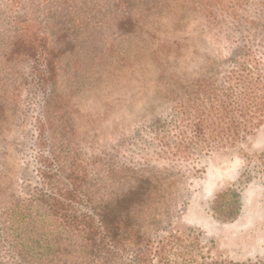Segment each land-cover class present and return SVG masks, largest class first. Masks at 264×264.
I'll use <instances>...</instances> for the list:
<instances>
[{
    "label": "trees",
    "instance_id": "1",
    "mask_svg": "<svg viewBox=\"0 0 264 264\" xmlns=\"http://www.w3.org/2000/svg\"><path fill=\"white\" fill-rule=\"evenodd\" d=\"M225 1L204 9L232 52L227 62L184 85L163 119L115 143L76 148L66 125L69 96L113 62L112 40L160 13L166 0H0V122L16 110L22 83L44 117L36 139L49 136L32 189L0 174V264H159L160 252L174 254L176 231L157 233L160 225L149 229L148 220L170 222L178 208L161 194L179 170H192L177 162L188 152L182 148L232 144L264 119V0H231L227 8ZM171 145L170 164L153 159ZM242 173L249 181L252 174ZM240 179L212 201L225 219L237 215Z\"/></svg>",
    "mask_w": 264,
    "mask_h": 264
},
{
    "label": "rangeland",
    "instance_id": "2",
    "mask_svg": "<svg viewBox=\"0 0 264 264\" xmlns=\"http://www.w3.org/2000/svg\"><path fill=\"white\" fill-rule=\"evenodd\" d=\"M201 1L203 7L189 0H166L160 13L140 17L133 31L112 40L113 62L76 87L67 100L66 125L76 148L115 143L139 126L163 119L184 85L228 59L232 52L221 40L220 26L204 9L209 0ZM225 2V7L232 3ZM19 87L16 110H8L0 122V174L30 190L38 183L37 152L45 148L49 136L47 132L36 139L35 126L44 120L38 97L29 95L24 84ZM212 145L196 152L182 148L188 152L177 162L189 163L192 170L187 174L179 170L161 194L178 208L170 222L149 216V229L156 223L162 229L157 233L173 230L178 236L177 248L169 250L174 254L160 252L159 264H264V172L258 166L264 151V119L245 138ZM174 146L153 159L170 164ZM244 170L252 174L249 181L244 177L245 183ZM238 177L237 215L225 219L213 210L212 201Z\"/></svg>",
    "mask_w": 264,
    "mask_h": 264
}]
</instances>
